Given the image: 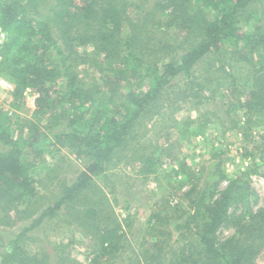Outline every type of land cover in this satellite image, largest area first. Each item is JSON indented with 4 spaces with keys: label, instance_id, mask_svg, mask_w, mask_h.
<instances>
[{
    "label": "trees",
    "instance_id": "16d2710c",
    "mask_svg": "<svg viewBox=\"0 0 264 264\" xmlns=\"http://www.w3.org/2000/svg\"><path fill=\"white\" fill-rule=\"evenodd\" d=\"M258 2L0 0L9 35L0 74L16 97L26 88L37 93L31 117L0 111V226L30 221L0 263L49 264L46 251L24 244L29 231L62 212L88 239L94 261L125 251L132 215L114 211L103 185L124 165L145 177L155 171L142 131L165 106L200 105L223 88L232 108L264 119V9H252ZM162 30L173 37H159ZM51 147L69 150L84 166L60 183L54 201L32 208L39 195L32 171ZM223 179L221 171L211 184L193 183L186 217L143 237L129 264H264V207L236 217L231 209L248 203L249 184L238 176L215 194L211 187ZM225 224L234 233L219 239Z\"/></svg>",
    "mask_w": 264,
    "mask_h": 264
},
{
    "label": "rangeland",
    "instance_id": "374dc122",
    "mask_svg": "<svg viewBox=\"0 0 264 264\" xmlns=\"http://www.w3.org/2000/svg\"><path fill=\"white\" fill-rule=\"evenodd\" d=\"M262 8L264 0H259L252 9H257L260 14ZM158 36L173 37L164 31L158 32ZM5 81L10 82L9 77L1 73L0 111L7 117H31L36 107L35 102L30 101L33 95L23 93L22 98L16 97L12 91L3 88ZM219 93L208 96L200 105L180 101L178 107L165 106L160 118L153 116L147 120V129L142 131V145L145 153H153L156 157L155 171L145 177L124 165L111 176L110 183L103 185L114 211L121 218L130 213L133 221L126 234L130 246L127 244L125 251L114 260L94 261L88 239L77 226L68 224L69 217L65 212L29 231L31 239L25 247L30 251H46L49 264L54 261L57 264L60 257L67 259L66 264H129L143 237L156 234V228L166 233L173 229V223L186 217L189 208L185 192L192 184H211L221 171L226 174V179L216 191L211 187L215 194L238 176L244 177L250 187L248 203L231 209L236 217L242 219L248 208L256 211L264 207V119L254 117L251 120L244 111L232 108L225 89ZM50 149L32 171L39 191L38 201L32 208L54 201L59 195L60 183L71 181L84 166V160L69 150ZM51 167L56 169L48 175ZM155 214L160 215V225ZM29 222L21 220L14 227L0 226V253L7 250L9 241ZM173 233L171 243L177 235V232ZM233 233L234 227L225 224L217 237L223 239ZM184 240L180 239L179 243Z\"/></svg>",
    "mask_w": 264,
    "mask_h": 264
},
{
    "label": "built area",
    "instance_id": "2783aa9c",
    "mask_svg": "<svg viewBox=\"0 0 264 264\" xmlns=\"http://www.w3.org/2000/svg\"><path fill=\"white\" fill-rule=\"evenodd\" d=\"M8 38H9L8 32L0 24V61L2 60L3 52L5 49V45L8 41ZM3 88L5 90H8V91H13L14 85L8 81H5V82H3ZM27 93L33 95V97H31L30 101L32 104H34L35 99L37 97V93L33 92L30 88H26L24 91V94L26 95Z\"/></svg>",
    "mask_w": 264,
    "mask_h": 264
}]
</instances>
